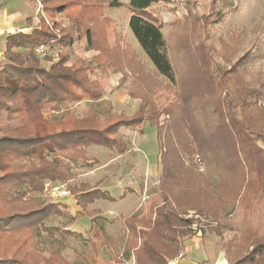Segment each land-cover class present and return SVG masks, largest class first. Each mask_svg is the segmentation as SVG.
Here are the masks:
<instances>
[{"label":"trees","instance_id":"obj_1","mask_svg":"<svg viewBox=\"0 0 264 264\" xmlns=\"http://www.w3.org/2000/svg\"><path fill=\"white\" fill-rule=\"evenodd\" d=\"M28 1L39 2L37 22L27 18L29 30L6 35L0 66V124L7 126L0 133V264H72L61 250L67 237H77L68 227L84 215L94 237L118 255L94 221L99 212L88 210L97 200L115 201L108 192L85 182L68 186L80 209L74 215L39 195L47 182L72 181L73 168H92L91 147L126 153L120 131L142 134L145 124L156 130L158 191L150 216L123 219L125 259L170 264L192 235V221L182 214H211L216 225L200 229L202 235L221 228L225 209L235 204L243 225L237 243L222 244L226 264H264V233L249 225L264 203V148L258 144L264 145V81L252 87L247 79L249 63L261 52L257 39L244 47L243 32L210 35L226 17L219 3L228 0H210L205 15L189 12L173 23L167 39L162 19L149 8L169 0ZM109 8L128 12V28L152 70L117 31ZM83 40L85 50L97 54L74 60L72 47ZM38 47L46 52L42 58ZM96 71L120 73L122 82L129 78L127 94L140 101L132 115L101 108L104 89ZM158 86L173 90L175 102L159 109L153 96ZM80 102L93 105L76 116L70 107ZM47 105L52 115L44 118ZM52 217H67L69 224L44 227V236L41 226ZM92 254L77 264H91Z\"/></svg>","mask_w":264,"mask_h":264},{"label":"rangeland","instance_id":"obj_2","mask_svg":"<svg viewBox=\"0 0 264 264\" xmlns=\"http://www.w3.org/2000/svg\"><path fill=\"white\" fill-rule=\"evenodd\" d=\"M120 1L127 2L128 0ZM169 1V3L160 2L153 4L149 8L150 12L162 19L164 27L161 32L165 39H167L171 31L173 23L184 19L189 12L198 16L207 14L210 0ZM21 2L22 0H7V2L2 0L0 13H5L6 10L11 11L15 6L19 7ZM229 5L235 8V11L225 10L224 6ZM29 6V15L32 17L33 24H36L37 19H35V15L39 2L31 3ZM218 9L225 11L226 17L223 22H219L211 28L210 35L226 36L233 30L238 34L243 32L246 37L244 46L246 48H249V45L246 44L249 40L257 39L258 43L256 42L255 45L258 44L257 46L260 49L261 55L255 61L249 63L247 67L249 71L247 79L252 87H256L258 83L264 81V0H228L220 2ZM106 15L114 21L117 31L120 32L125 42L138 55L147 69L152 70L149 60L128 28V12L124 8H109ZM12 24H14L15 30L19 29L18 25L20 28L25 26L24 21H11ZM6 35L7 33L0 34V66L5 63L3 51ZM72 50V58L74 60L89 59L97 54V52L85 50L84 40L74 44ZM48 55L54 57L53 53H49ZM39 58L42 57L39 56ZM43 64L48 65V63L44 62ZM95 76L104 89V97L99 103L101 108L105 109L107 105H110L112 112L126 115H132L138 109L140 101L131 99L127 94L129 78L122 82L121 80L123 79L120 73H101L100 71H96ZM153 96L159 109L175 102L173 90H166L162 86H158L154 90ZM92 105L90 102L73 103L71 104L70 111L74 115L80 116ZM260 106L264 109V103H261ZM43 115L44 118H49L52 115L50 105L44 107ZM6 128V123L0 124V133ZM120 135L128 143L126 153L118 155L116 152L103 147H91L87 150V157L96 161V164L92 168H73L74 179L72 181L66 184H53L64 186L68 190V186H78L85 182L91 187L98 186L97 189L108 192L115 198V201L97 200L88 207V210L99 212L94 217V221L113 240L116 252L119 254L113 253L111 249L100 244V240L94 237V230L91 228L93 224L91 218L88 215H84L68 227L69 230L77 234V237H67L61 250L63 257L72 264L85 260L87 254L90 255L91 252L93 253L91 264H134L133 259H125L124 243L119 240V237L125 232L123 227L124 217L131 215H138V217L150 216V205L154 201V195L158 191V147L156 130L149 124L143 126L142 134L123 129L120 131ZM258 144L264 148L261 142ZM199 166L200 172L205 174V166L200 162ZM211 179L217 180V177L214 175ZM122 195H124V198L120 199ZM39 196H41V200L45 203L57 201L64 204L71 215L80 210L70 194L64 197H57L48 196L43 193ZM39 196L35 195V197ZM189 211L197 213L205 220L202 222L200 229L216 225L210 213ZM221 223L223 224L221 228L205 229L202 235L198 232L200 229L194 234L189 226L192 235L185 242V248L179 256H187L199 264H226V255L222 250V244L225 242L237 243L243 225L241 216L236 212L235 204L225 209ZM68 224L69 219L67 217H52L41 226L42 234L45 236L44 227L63 229ZM249 225L251 227H258L260 229L259 234L263 236L264 203L258 206L255 217ZM138 242L140 244V241ZM87 264H90L89 260Z\"/></svg>","mask_w":264,"mask_h":264},{"label":"crops","instance_id":"obj_3","mask_svg":"<svg viewBox=\"0 0 264 264\" xmlns=\"http://www.w3.org/2000/svg\"><path fill=\"white\" fill-rule=\"evenodd\" d=\"M1 1L2 0H0V7H1ZM5 2H7V0H5ZM30 4L31 3L28 2V0H22L21 5L19 7L15 6L13 7L14 9H12L11 11L6 10L5 13H0V34L7 33L8 35L19 31L29 30L30 28L28 27L25 21L27 18H32L31 15H29ZM11 21H24L25 26L23 28H20L18 25L19 29L15 30L14 24L11 25ZM170 264H199V263L193 260L192 258H188L187 256H180V257L178 256Z\"/></svg>","mask_w":264,"mask_h":264},{"label":"built area","instance_id":"obj_4","mask_svg":"<svg viewBox=\"0 0 264 264\" xmlns=\"http://www.w3.org/2000/svg\"><path fill=\"white\" fill-rule=\"evenodd\" d=\"M45 53L46 52L42 47H38L36 49V54L40 57L45 56ZM44 194L48 196L64 197L66 195H69V191L65 189L64 186H56L51 182H47L44 186ZM182 217L185 220H193V223L190 225V230L194 234H196V232L200 229V227L202 226V222L205 221L201 218V216L193 211H188Z\"/></svg>","mask_w":264,"mask_h":264}]
</instances>
